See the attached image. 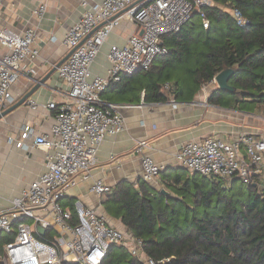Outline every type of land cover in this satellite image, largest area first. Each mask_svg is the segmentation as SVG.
Listing matches in <instances>:
<instances>
[{
  "label": "built area",
  "instance_id": "1",
  "mask_svg": "<svg viewBox=\"0 0 264 264\" xmlns=\"http://www.w3.org/2000/svg\"><path fill=\"white\" fill-rule=\"evenodd\" d=\"M213 4V0L83 1L85 11L64 38L70 50L77 47L59 67V76L67 86L64 100L48 105L56 111L55 124L34 141L35 146L48 151L47 171L0 211V264H102L111 245L128 248L144 264H160L144 253L140 239L110 224L96 208L79 200L73 210L65 207L62 199L78 185V178L91 177L105 138L125 129L120 105L104 101L102 93L124 76L149 70L156 58L167 55L164 37L180 31L196 10L201 12L203 27L209 28L210 20L201 8ZM44 10L42 1L36 12L43 16ZM233 15L238 25L247 24L239 9H234ZM125 16L136 23L137 30L124 45H111L107 74L92 77L93 63ZM39 54L34 28L17 31L0 22V107L15 101L12 85L30 72L26 63ZM32 131L31 126H25L19 146L25 145L23 140ZM137 145L142 178L152 182L164 166L144 154L149 146L146 140ZM176 162L206 176L253 184L264 196V130L243 132L236 141L210 136L185 142ZM111 190L103 178L92 184L97 195Z\"/></svg>",
  "mask_w": 264,
  "mask_h": 264
},
{
  "label": "trees",
  "instance_id": "2",
  "mask_svg": "<svg viewBox=\"0 0 264 264\" xmlns=\"http://www.w3.org/2000/svg\"><path fill=\"white\" fill-rule=\"evenodd\" d=\"M213 2L201 8L209 28L203 27L196 10L180 31L164 37L169 53L156 58L142 80L146 101L165 99L162 84L170 80L176 95L190 98L231 68L234 91L216 90L212 100L264 108V0ZM236 8L246 25L237 24ZM162 173L168 195L142 178L138 188L128 181L118 184L106 202L108 213L121 218L128 233L142 241L147 256L160 264H264V196L255 185L183 167ZM102 264L144 262L128 248L112 245Z\"/></svg>",
  "mask_w": 264,
  "mask_h": 264
},
{
  "label": "crops",
  "instance_id": "3",
  "mask_svg": "<svg viewBox=\"0 0 264 264\" xmlns=\"http://www.w3.org/2000/svg\"><path fill=\"white\" fill-rule=\"evenodd\" d=\"M42 1L45 10L43 16H39L36 11ZM83 1L93 4L104 0H0V22L17 31L34 28L40 45L38 57L26 63L30 72L12 85L15 101L2 106L7 108L17 103L40 83L25 104L0 120V211L7 209L11 199L21 195L47 171L48 151L35 146L34 141L36 135L49 133L55 124L56 111L48 105L52 102L60 104L64 100L67 86L59 76L57 64L70 52L64 38L85 11ZM136 30V23L123 17L93 63L92 77L107 74V53L111 45H124ZM147 71L124 76L119 84H113L102 93L104 101L120 105L119 110L126 121L125 129L105 138L99 146L98 161L91 177L86 180L78 178V185L70 188L62 199V204L71 209L79 200L96 208L110 224L125 232L128 229L122 219L110 215L106 209L108 193L97 195L92 191V184L95 179L103 178L111 188L124 181L138 188L142 179V155L137 151L139 141L148 142L144 154L163 165L164 170L187 169L176 162V154L183 143L201 141L210 136L236 141L243 132L264 130V123L257 120L255 113L246 111L241 102L224 106L212 100L213 93L219 90L216 79L203 84L190 98L176 95L174 80H170L162 84L165 99L146 101L142 80ZM124 89L129 91L123 93ZM107 92H110V98H104L103 94ZM27 125L33 131L23 140L25 145L19 146ZM150 183L166 189L162 172Z\"/></svg>",
  "mask_w": 264,
  "mask_h": 264
},
{
  "label": "water",
  "instance_id": "4",
  "mask_svg": "<svg viewBox=\"0 0 264 264\" xmlns=\"http://www.w3.org/2000/svg\"><path fill=\"white\" fill-rule=\"evenodd\" d=\"M76 48L77 47H74L73 49H71L70 52L57 64V67H60L69 58V56L76 50ZM233 73H234V69L228 68V69L221 71L220 73H218L215 76V79L218 83V89L219 90L230 91V92L234 91V87L229 84V79ZM45 80H46V78L43 79L41 81V83L44 82ZM39 84H37L31 91H29L17 103H14L13 105H11L10 107H7V108L1 107L0 108V120L3 117H5L7 114H9L10 112L14 111L15 109H17L21 105L25 104L27 102V100L30 98V96L32 95V93L39 87ZM161 193H163L165 195L169 194V192L165 188L161 189ZM40 231L43 233V229H40Z\"/></svg>",
  "mask_w": 264,
  "mask_h": 264
},
{
  "label": "rangeland",
  "instance_id": "5",
  "mask_svg": "<svg viewBox=\"0 0 264 264\" xmlns=\"http://www.w3.org/2000/svg\"><path fill=\"white\" fill-rule=\"evenodd\" d=\"M158 64V63H157ZM104 98H110V92H107L105 94H103ZM242 107L246 110V111H251L253 113H255L257 115V120H261V122L264 123V108L262 106H258L255 103H242ZM225 182V181H224ZM240 183H238V185L235 187V189H237L240 185H241V181H239ZM245 184V183H244ZM247 185V184H245ZM128 233V232H127Z\"/></svg>",
  "mask_w": 264,
  "mask_h": 264
}]
</instances>
